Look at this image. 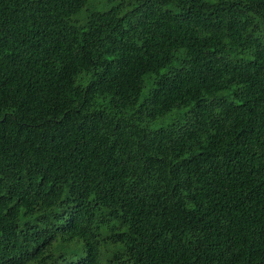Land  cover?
Returning a JSON list of instances; mask_svg holds the SVG:
<instances>
[{
  "label": "trees",
  "instance_id": "obj_1",
  "mask_svg": "<svg viewBox=\"0 0 264 264\" xmlns=\"http://www.w3.org/2000/svg\"><path fill=\"white\" fill-rule=\"evenodd\" d=\"M0 264H264V0H0Z\"/></svg>",
  "mask_w": 264,
  "mask_h": 264
},
{
  "label": "rangeland",
  "instance_id": "obj_2",
  "mask_svg": "<svg viewBox=\"0 0 264 264\" xmlns=\"http://www.w3.org/2000/svg\"><path fill=\"white\" fill-rule=\"evenodd\" d=\"M214 1V0H212ZM110 4H107V3H103V8L102 9H107L109 7ZM162 123L161 122H158L157 124H155L153 127H157V126H160Z\"/></svg>",
  "mask_w": 264,
  "mask_h": 264
}]
</instances>
